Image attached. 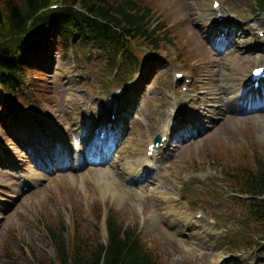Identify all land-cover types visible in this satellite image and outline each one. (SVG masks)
Returning <instances> with one entry per match:
<instances>
[{"label": "rangeland", "instance_id": "rangeland-1", "mask_svg": "<svg viewBox=\"0 0 264 264\" xmlns=\"http://www.w3.org/2000/svg\"><path fill=\"white\" fill-rule=\"evenodd\" d=\"M137 1L148 11V28H154L161 40L156 54L138 40L139 44L133 43L132 61L139 64L120 66V57L109 60L98 46L78 34L66 47L55 39L31 67L26 97L20 87L17 99L0 90V264H59L46 228H62L67 250L74 240L96 247L106 241L108 215L135 231L160 264H264V247L245 249L251 238L242 235L247 227L245 202L233 183L239 175L233 172V182L228 175L252 169L253 159L264 162V105L258 113L235 114L224 120L229 113L218 101V97L245 93V72L255 65L264 66V49L254 51L250 58L242 52L229 58L235 47L216 49L210 42L232 43L233 37L214 28L226 20L237 27L234 37L247 39L252 31L258 39L254 44L264 45V24L258 23L264 7H257L256 0H215L221 9L210 16L211 24L200 17L211 0ZM218 15L222 22H217ZM243 29L250 35L242 36ZM213 60L220 63L218 68H212ZM176 72L183 77L176 78ZM225 74H231L233 92L220 89ZM73 98L80 122L89 111L93 117L108 120V114H116L124 99L130 102L121 115L114 137L117 145L107 162L99 157L98 162L75 168L78 156L85 154L80 152V135L68 115ZM28 101L33 102L29 105L34 115L23 106ZM23 110L26 123L18 117ZM173 119L183 128L173 129L163 150L155 153L160 164L151 177L161 180L164 189L179 199L188 220L196 223L182 234L161 219L150 195L153 184L147 191L143 183L129 186L111 166L131 139L136 121L145 145L173 128ZM54 131L61 133L63 145L70 150L67 166L71 164L72 170L51 165V152L44 158L37 156L38 164L33 161L29 147L40 136V149L46 148L41 139L52 141ZM98 171L110 173L116 184L113 193L90 179ZM191 234L197 240H189Z\"/></svg>", "mask_w": 264, "mask_h": 264}, {"label": "trees", "instance_id": "trees-1", "mask_svg": "<svg viewBox=\"0 0 264 264\" xmlns=\"http://www.w3.org/2000/svg\"><path fill=\"white\" fill-rule=\"evenodd\" d=\"M256 1L264 7V0ZM51 4L58 6L47 10ZM147 20L148 11L137 0H0V89L15 98L19 87L21 91L26 88L40 52L45 55L55 39L66 47L76 34L110 58L121 55L132 63L134 42L141 40L153 50L159 47L161 40L154 28H148ZM24 93L27 96L29 91ZM233 172L239 175L234 182ZM231 173L229 180L245 197L247 226L252 222L260 233L254 236L253 230L245 227L243 235L251 238L248 249L264 247V162L253 159L252 169ZM105 227V244L90 247L87 242L74 240L69 250L62 228L48 226L45 231L59 264H160L143 247L136 232L123 228L112 215L105 219Z\"/></svg>", "mask_w": 264, "mask_h": 264}, {"label": "bare ground", "instance_id": "bare-ground-1", "mask_svg": "<svg viewBox=\"0 0 264 264\" xmlns=\"http://www.w3.org/2000/svg\"><path fill=\"white\" fill-rule=\"evenodd\" d=\"M215 0H211L210 7L204 8L202 12H200V17L204 18L207 23H211L210 16L214 14V9L212 8V3ZM221 6L216 9L215 12L220 11ZM220 16V15H218ZM217 17V16H216ZM259 24H264V13L261 15L260 19L258 20ZM215 30L220 29L217 31L219 32H225L226 35L229 37H233L232 43H224L218 40H210V42L215 45L214 48H219L221 45L222 47H228L231 46L235 47L236 49L229 55L230 57L233 56H239L234 55L237 53H241L243 55H247L248 58L254 55V51L263 50L264 45L262 44H254L256 40H258L256 37H254V33L251 31V35L248 31L242 30V36L250 35V38L247 39H238L237 37H234L233 35L236 32L237 27L232 26L231 24H227L224 22L223 24H216ZM234 29V30H233ZM252 30V28H249ZM233 30V31H232ZM241 37V36H240ZM220 41V42H219ZM256 43V42H255ZM245 53V54H244ZM234 58V57H233ZM214 68H218L220 66V63L217 60H213ZM238 69V67H235ZM247 73V72H245ZM248 79L244 80L243 87L244 90H246V93L244 94H235L233 97H218V101L222 102V106L225 107L226 116L224 117V120L229 119L230 117H233L235 114H250V113H258L260 112V106L264 105V95L259 96L257 94L256 97H252L251 94L253 91L250 90V88L247 86ZM224 84L220 88L224 93H230L233 92V79L231 78V74H225L224 76ZM211 94V93H210ZM212 95V94H211ZM226 95V94H225ZM248 95V96H247ZM125 102L120 106L117 114H116V120L114 122H111L110 120L104 119V116L101 117H93L94 113L92 111H89V115L87 119H81L82 121L78 120L77 116V109L76 105L78 104L74 98L71 99L69 105H70V111L68 115L70 116V121L72 126H74L77 130V132L80 135V142L83 145V150H85L87 154L86 162H83V156H78L79 158L76 160V163L79 162L78 165L75 166V168L82 167L84 164L92 163L97 161L99 157H103L106 162L110 159V150L113 148H116L117 140H115L114 133L111 137L105 138L104 141H97L98 135L101 131H111V129H115L116 127L118 129V125L120 124V121L122 120L121 115L123 116L126 114V109L130 105V102L127 99H124ZM238 105V107H234L233 105ZM179 108H181L180 105H178ZM264 110V109H263ZM263 112V111H261ZM26 114L24 110L22 112H18L19 120L24 121L25 123L28 121V118L26 117ZM109 115V114H108ZM183 118V116L181 117ZM120 119V120H119ZM139 121V119H137ZM17 121V120H15ZM138 121L135 122L133 125V131L131 133V139L127 141L121 149L118 151L119 157L117 159V162H114L111 164L113 167V171L116 174H119V177H121L127 184L130 186H140L142 183V189L144 191H147L149 186L152 185V189L150 191V195L154 201V206L157 208L158 211L161 212V219L167 223L171 228L174 229L175 232H178L179 234L184 233L187 231L190 227L194 226L196 223L189 221L188 216L186 215L184 208L181 204H179V199L177 197L172 196L167 190L164 189V187L161 185V180L157 177L153 179V169H157L159 167L160 161L157 160L155 157V152L151 157H148L146 155L147 152V146L150 142H147L145 145V137L142 134V130L139 127H136L138 125ZM62 125V121H61ZM188 125V124H187ZM177 126H180L183 128V124H180L177 119L175 120V126H173V129H176ZM186 127V126H185ZM171 132L169 130V133L171 135ZM55 133V134H54ZM168 133V134H169ZM59 131H54L53 135H55V138H53L52 141L46 140L44 144L46 145V148L40 149V142L39 137L34 140L35 144L34 146L29 147V151L31 153V156L33 157L34 162H39V159L37 156H40V158H44L49 152H51L50 155H52L51 159V165H54V167L57 170H64V169H70L72 170L71 164L67 166L69 163L68 160L71 158L70 150L66 148V146L63 145L62 142V136L60 135ZM164 136V135H162ZM164 146V145H163ZM39 147V149H38ZM38 149L35 151V149ZM164 147H161L159 151H162ZM55 151V152H54ZM157 151V149H156ZM39 154L34 157V154ZM55 154V155H54ZM54 155V156H53ZM119 161H124L122 165H119ZM14 165V164H13ZM119 165V166H118ZM122 168L119 171V167ZM116 169V170H114ZM92 180H96V182H99L102 184L103 190L107 192H112L116 188V184L111 178V175L109 172L102 173L101 171H98L96 173H93L90 177ZM155 184H158L156 187ZM115 187V188H114ZM17 193V192H15ZM113 193V192H112ZM23 194H21L22 196ZM172 196V197H171ZM139 199V197L137 198ZM144 201V200H143ZM163 214V215H162ZM197 240L196 235H192L189 238V240ZM185 245H188V241L186 240ZM195 245H198L197 243ZM199 246V245H198ZM203 247V246H199ZM205 248V247H204Z\"/></svg>", "mask_w": 264, "mask_h": 264}]
</instances>
